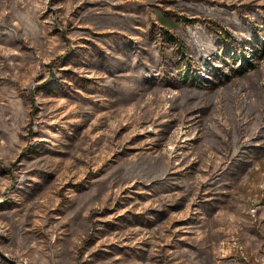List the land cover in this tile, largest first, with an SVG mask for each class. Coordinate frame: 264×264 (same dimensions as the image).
<instances>
[{
  "label": "rangeland",
  "instance_id": "1",
  "mask_svg": "<svg viewBox=\"0 0 264 264\" xmlns=\"http://www.w3.org/2000/svg\"><path fill=\"white\" fill-rule=\"evenodd\" d=\"M172 1L0 0L4 264H264V30L224 63L177 57L176 88L86 65L119 21L190 20ZM201 1L264 15V0ZM243 143L261 149L223 174Z\"/></svg>",
  "mask_w": 264,
  "mask_h": 264
},
{
  "label": "trees",
  "instance_id": "2",
  "mask_svg": "<svg viewBox=\"0 0 264 264\" xmlns=\"http://www.w3.org/2000/svg\"><path fill=\"white\" fill-rule=\"evenodd\" d=\"M169 5L185 10L191 16L190 20L184 21L183 24H175L170 20L165 21L164 16L159 15V19L156 20L163 24L165 30L163 29V33L162 30L159 31V34L156 35L155 27L143 31L140 25L131 26L125 20L117 22V19H113L112 22L118 24L111 29L107 28L111 33L97 37L102 47L89 44L90 48L82 51L84 54L93 53L94 60L87 61L86 65L98 68L104 74L110 76L115 84L117 81L123 80L122 78L127 77V73H122L125 65H127L130 76L126 79H129V82L132 83L130 84L132 90L144 85L140 67L145 65L147 67L145 71L149 69V74L145 78V80L150 81L149 85L161 89L176 88L179 84L168 70H170L169 66L177 57H185L192 64L201 66L207 58L216 61L221 56L224 63L225 58L228 57L229 59L230 48L235 49L240 45H245L248 49L254 48L255 52L257 46L261 44L257 43L256 31L259 33V30H264V19H262L264 15L259 14L252 5L247 4L236 7L201 0H173L169 2ZM208 19L215 20L218 30L223 32L220 34L217 30H214L206 22ZM219 36H223L224 39L221 40ZM142 39H146V41L143 46H140ZM216 51H218V54H216ZM79 60L81 58L77 56L72 61ZM236 60L239 61L237 54L236 58L232 60L233 63ZM128 62H131V64H128ZM150 71H153L155 75H152ZM218 72L219 75L216 74L220 76V70ZM223 74L224 79L222 77L219 79L228 80L226 72ZM52 78L54 79V77ZM181 82L193 86L194 79L191 75L186 74ZM80 83L84 91L90 92L97 82L91 80ZM108 92L111 91H107V94ZM72 131L74 133V128ZM257 147L259 146L248 145L247 143L241 144L235 154L230 157L228 168L226 166L221 172L232 174L236 170H242L248 166L247 163L251 162L250 156L261 149ZM93 239L87 240L86 245L90 244ZM0 264L4 263L0 261Z\"/></svg>",
  "mask_w": 264,
  "mask_h": 264
}]
</instances>
